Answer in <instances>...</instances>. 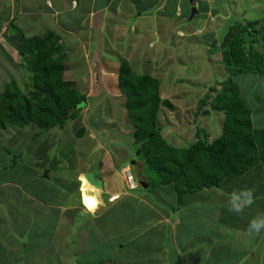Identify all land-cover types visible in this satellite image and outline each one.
<instances>
[{"label":"crops","instance_id":"1","mask_svg":"<svg viewBox=\"0 0 264 264\" xmlns=\"http://www.w3.org/2000/svg\"><path fill=\"white\" fill-rule=\"evenodd\" d=\"M211 1L202 4L206 7L204 14L211 13ZM196 5L198 7V3ZM191 6V0H0V86H3L0 92L12 81L22 86L29 80V67L18 57V48L23 47L22 33L31 37L53 31L62 38L67 53L65 78L87 95L86 116L91 119L94 101L100 96L102 101L115 105L113 109H105L108 114L116 111L126 116L127 98L119 87L123 60L140 73L138 69L163 65L160 63L163 59L164 68L175 69L174 63H183L184 55L206 53L209 40L202 38L204 23L187 33L176 24L189 19ZM140 36L147 37V44L141 50L136 46ZM155 37L160 41L154 40ZM169 37L192 46H186V54H182L183 50L179 53L180 45L175 46L178 57L173 50L168 54L165 43ZM8 53L10 57L6 56ZM12 67L21 81L12 74L3 79L7 69ZM77 79L81 81L79 86ZM171 111H164L166 118L172 115ZM83 125L82 135L79 131L72 135L73 140L88 137L82 151L72 148L71 136L69 140L63 139V125L52 128L60 132L58 137L44 136L36 144L31 141L49 132H41L35 123L21 128V131L32 130L29 143L23 136L20 141L7 138L8 147L14 149L20 145L30 151L42 145L43 153L37 150L34 162L25 163L21 158L24 153L16 155L21 159H17L14 166L12 159L0 162V264H10L11 252L18 246L24 253L19 264L25 257L29 264L30 253L40 257L48 248L59 254L62 261H67L61 252L65 249L77 252V245L82 243L86 246L81 251L91 252L88 264L110 263L111 259L117 260L115 264H264V233L249 236L247 232L248 221L264 213L263 165L242 176L226 178L222 187L186 191L180 203L179 192L172 183L165 184L164 190L157 188L156 192L128 186L126 170L129 166L136 178L146 179L141 173L143 162L133 159V149L125 147L115 136L127 131L129 139L132 137L131 143L134 142L132 125L125 124L121 130L117 129L118 133L110 128L106 135ZM94 125L93 122L92 128ZM7 129H0V134L4 135ZM165 136L172 138L168 131ZM70 145L71 149L63 155V149ZM58 148L61 157L56 156ZM6 153L9 155L10 150ZM89 171L103 179L104 203L95 216L87 213L81 203L78 177ZM244 188L254 190L256 203L245 210L241 219L228 213L225 205L234 190ZM68 195L75 196L70 204L65 203ZM113 195L117 197L114 201ZM129 209L136 214L137 217L133 214L135 220L146 218V222H126L125 213ZM111 213L119 215L118 218H113ZM64 223L65 236L61 229ZM77 224L80 235H75L73 244L69 241L64 247L63 236L72 238L73 232L78 230L73 231ZM115 227L119 228V233L114 232ZM87 230H93L95 236L88 238ZM109 230L114 236L112 243ZM45 237L46 241L41 242ZM69 254L67 252V258Z\"/></svg>","mask_w":264,"mask_h":264},{"label":"trees","instance_id":"2","mask_svg":"<svg viewBox=\"0 0 264 264\" xmlns=\"http://www.w3.org/2000/svg\"><path fill=\"white\" fill-rule=\"evenodd\" d=\"M208 1L194 0V5L198 3L197 13ZM258 23L257 20L247 24L238 21L228 28L223 63L232 76L223 80L220 87L211 86L210 92L199 102L197 121L200 114L211 110L224 113L222 131L213 141H209L207 135L200 138L197 131V139L187 148L168 142L155 127L161 107L168 104L174 108L168 99L162 98L160 79L138 73L127 60L122 61L119 87L126 95L127 109L135 122L133 136L141 145L137 150L143 162L141 173L146 178H136L134 188L142 185L140 181L147 183V187L142 185L147 191L152 185L157 186V182L164 185L174 182L182 203L186 191L219 188L226 178L239 177L258 165L264 166L263 116L255 119L254 109L234 80V76L248 73L264 77V52L255 49L257 39L264 38V23ZM258 25L259 30H256ZM22 38L23 47L18 48V57L29 67L30 84L22 88L12 81L0 92V129H6L9 124L25 127L35 123L42 132L64 125L68 118L81 116L87 105V95L65 78L67 53L60 35L47 31L31 37L22 33ZM206 104L210 108L204 110ZM148 123L149 129L144 132ZM79 130L82 135L85 128ZM16 163L17 158H14L13 166ZM109 262L115 264L112 259Z\"/></svg>","mask_w":264,"mask_h":264},{"label":"rangeland","instance_id":"3","mask_svg":"<svg viewBox=\"0 0 264 264\" xmlns=\"http://www.w3.org/2000/svg\"><path fill=\"white\" fill-rule=\"evenodd\" d=\"M209 4L212 5V11L210 14H204L205 9L203 6H201L200 12L195 13L194 20H191L192 17V6L190 7L189 19L187 20H181L178 21L176 24H178L180 27L184 29V31L187 33V30H192L200 27L204 23V30L202 34V38L208 42V47L206 50V53H191L189 55H184L182 59L184 60L183 63L177 64L174 63V66H176L175 69L170 68L168 69V66L166 68L163 67V65L166 63V61L161 60L158 66H155L154 68H145L142 70H137L140 73H147L150 75H153L160 79V92L161 95H163V99H168L170 103L173 104V109L169 107L168 104H165V106L161 107L159 113H158V119L156 124V129L161 131V135L165 136L166 131H168V135L170 134L172 138H165L168 142H170L172 145L179 147V148H187L190 145H192L195 140L197 139L196 133L199 132V137H204L207 135V138L209 141H213L216 139L219 134L222 131V125L224 120V113L218 112L215 110H211L210 113L206 114H200L199 120L197 121L196 117V111L199 108V102L201 98H205V95L210 92L211 86L217 85L220 87V84L223 80H226L230 78L232 75L230 72H228L225 69V65L223 63V44H225L224 38H228L229 34V27L232 25H235L236 22L241 21L244 24L250 23L251 21H258L259 25H262L264 23V0H212ZM140 24V23H138ZM259 25L257 26L256 30H259ZM189 28V29H188ZM213 30V31H211ZM236 30V29H235ZM215 31V33H214ZM141 37V36H140ZM138 37V38H140ZM145 38H140L138 40V44H136L137 47H141L144 49V45L147 44ZM154 40L159 42L160 40L155 37ZM194 41V40H193ZM195 43V42H194ZM161 44V43H160ZM197 44V43H196ZM201 44V42H200ZM166 48L168 49V54L173 50L174 56L178 57L177 51L174 50L178 45L181 47L178 48L179 53L183 50L185 53L186 46L183 44V42L177 41V39L174 37H169L165 43ZM192 46L189 45L187 47ZM218 47V50L214 51L212 50L214 47ZM213 47V48H212ZM255 49L259 52H264V38L257 39V42L255 43ZM179 54V55H182ZM10 57L9 53L6 55ZM194 58V59H191ZM115 59L117 57L115 56ZM188 63V64H187ZM133 67V65H132ZM160 67V68H158ZM141 68H144L143 66ZM149 72V73H148ZM12 74L18 81H21V79L18 77L19 74H17V71L14 70V67L7 69L5 72V75L3 79H5L6 75ZM234 80L239 83L241 91L243 95L246 97L248 103L252 106V108L255 111V119L260 120L262 118V122L260 125L264 127V77H260L256 74L248 73V74H240L238 76H234ZM77 79V86L78 83H80ZM30 84V79L28 82H23L22 88H25L26 85ZM3 86L1 85L0 88ZM6 89V88H5ZM4 89V90H5ZM111 97V96H110ZM101 96L97 98V101H94V112L91 114V119L86 116L85 109L82 111V115H78L76 118H68L65 123L64 127L62 129L61 135H63V139H70L75 144L72 143L73 147L78 149L79 151H82L84 147H86V141L88 140V137L79 138L77 140L72 139V135L76 134L79 130V128H82L83 123H85L86 128L93 129L97 131L98 129L101 131L103 135L109 134L110 128L112 130L120 129V127L125 126V124L134 127L135 122L130 117L129 111L127 115L115 111V114H108L106 110L113 109L115 107L114 104H110L109 102H105L108 100L102 101ZM210 108L209 104H206L203 106L204 110H207ZM169 110L172 112V115H170L168 118L164 115V111ZM119 111H121V108H119ZM203 112V111H202ZM204 113V112H203ZM119 115V116H111V115ZM112 117V118H111ZM171 119V120H170ZM165 120H169V122H165ZM93 122L95 123L94 128H92L91 124L93 125ZM134 122V123H133ZM66 124V125H65ZM149 123L145 125V130L148 128ZM75 127V128H74ZM21 128L19 125L9 124L8 129L5 132L0 134V162L4 159L3 162H10L11 159L16 158V155L19 156V154L24 153V156L21 157L23 161L26 163L34 162L36 160L33 158L36 155L37 150L42 151L43 153V146L38 145V148H31L26 150L23 146H18L17 148H12V146H9L8 139L9 137L16 138L15 141H20L21 136L27 137L25 141L29 143V136H32L33 133L31 132V129H24L21 131ZM30 128V127H28ZM54 128V127H53ZM57 128V127H56ZM154 128H152L153 130ZM2 130V129H1ZM0 130V132H1ZM37 130V128H36ZM121 130V129H120ZM118 130L117 133L120 131ZM80 131V130H79ZM39 132V131H38ZM36 132V133H38ZM49 133H43L40 134L39 138H36L35 140L31 141V143L36 144V141H41V137L44 136H50L53 138H56L59 136L60 132L55 131L54 129L48 130ZM134 133V130H132V134ZM78 135V134H77ZM79 136V135H78ZM118 138V141L123 143L125 147H130L133 149L132 151V158L139 160V150L141 149V145H139L137 142L131 143L132 137L129 139V133L127 131H122V133H119L118 135H115ZM100 137L102 138V135L100 134ZM134 137V136H133ZM23 138V139H25ZM3 149L1 150V148ZM7 149L10 150V154L7 155L6 151ZM71 149L66 147V150L63 149V155L68 152V150ZM139 149V150H137ZM152 151V147L150 149ZM35 152V153H32ZM56 156L61 157L60 149H56ZM141 152V151H140ZM142 155V153H141ZM6 157H12V158H6ZM181 157V156H178ZM176 157V158H178ZM17 158V159H21ZM74 162V161H73ZM132 161L130 160L129 163ZM81 162L79 161V164ZM128 168V167H127ZM233 180V179H231ZM232 182V181H231ZM157 186H153V188L148 189L147 192L158 190L157 188H161L164 190L166 188L164 184L157 182ZM175 186L174 182H170ZM171 184L172 187H174ZM155 185V184H154ZM231 186V185H230ZM171 188V187H169ZM176 188V187H174ZM139 189L144 190L145 188L142 187V185L139 184ZM177 191V190H176ZM154 196V193L152 194ZM75 200V196L68 195L65 198V203L70 204ZM133 214L129 211L125 213V220H135L133 218ZM111 216H115L113 218H118L116 213H111ZM134 217H137L136 214H134ZM146 219V218H144ZM143 220L136 222H143ZM146 222V221H144ZM80 223V222H79ZM78 223V224H79ZM120 223H123V218L120 217ZM78 224L73 229L76 230L78 228ZM118 224V223H117ZM129 224L127 223V226ZM66 224H63V227L61 228L63 231V235L65 236V230ZM68 231V230H67ZM110 231V237H111V243L114 241V236H112V231ZM115 233H119V228L115 227L114 230ZM95 232L93 230H87L85 232V235L88 238H92L95 236ZM75 235H80V229L73 232L72 238H62L63 246L67 245L69 241L73 244L72 239ZM84 236V237H86ZM47 237L44 239H41V242H45ZM85 240V238L83 239ZM82 240V241H83ZM82 243V242H81ZM52 245V244H51ZM50 245V246H51ZM58 245V241H57ZM86 246V244L82 243L77 245V252L76 249L68 250L66 249L61 252V255L65 257L67 261H62L59 254L53 253L52 248H48L44 251L42 256H37V254L30 253L29 255V264H88L89 259H87L89 254L91 253L89 250H84V252L81 251ZM67 252L70 254L67 258ZM12 258L10 259V264H19L20 259L23 257L24 253L21 250V247L18 246L16 249L11 252ZM10 253V254H11ZM27 253V252H26ZM86 255V256H85ZM83 256V257H82ZM36 258V259H35ZM39 258V259H38ZM47 261H49L47 263ZM114 261V260H113ZM117 260H115V263ZM42 262V263H41ZM27 259L26 257L22 259V264H26ZM102 264H112L107 262H102Z\"/></svg>","mask_w":264,"mask_h":264},{"label":"clouds","instance_id":"4","mask_svg":"<svg viewBox=\"0 0 264 264\" xmlns=\"http://www.w3.org/2000/svg\"><path fill=\"white\" fill-rule=\"evenodd\" d=\"M126 171L127 174L131 172L133 175V184L128 182V186L130 188L136 187L137 179L131 167L129 166ZM78 179L80 181L81 203L87 213L95 216L104 203L102 192L97 186L89 181L85 174L82 173ZM116 198L117 197L115 195L111 197L113 201ZM255 203L256 197L254 195V190L250 188H244L238 191L234 190L229 195L225 207L228 213L243 219V213L245 210L251 208ZM247 232L249 236H259L264 233V213H258L248 221Z\"/></svg>","mask_w":264,"mask_h":264},{"label":"water","instance_id":"5","mask_svg":"<svg viewBox=\"0 0 264 264\" xmlns=\"http://www.w3.org/2000/svg\"><path fill=\"white\" fill-rule=\"evenodd\" d=\"M191 3L193 4V6H192V17H193L195 15V13H197L198 10H197L196 5H194V0H191ZM84 174L88 177L89 181L92 184H94L96 186H100L102 188V186H103V179L102 178H98L93 171L85 172ZM140 183L144 187H147L146 182L140 181Z\"/></svg>","mask_w":264,"mask_h":264},{"label":"built area","instance_id":"6","mask_svg":"<svg viewBox=\"0 0 264 264\" xmlns=\"http://www.w3.org/2000/svg\"><path fill=\"white\" fill-rule=\"evenodd\" d=\"M202 1H205V0H202ZM127 183L129 182L130 184H133V175L131 172H129L127 174V179H126Z\"/></svg>","mask_w":264,"mask_h":264},{"label":"bare ground","instance_id":"7","mask_svg":"<svg viewBox=\"0 0 264 264\" xmlns=\"http://www.w3.org/2000/svg\"><path fill=\"white\" fill-rule=\"evenodd\" d=\"M96 186V185H95ZM100 190L102 189L100 186H97ZM102 192V191H101Z\"/></svg>","mask_w":264,"mask_h":264}]
</instances>
